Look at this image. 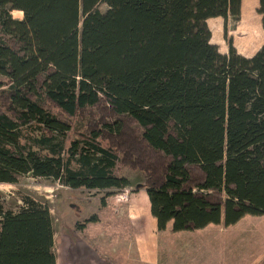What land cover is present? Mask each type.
Returning a JSON list of instances; mask_svg holds the SVG:
<instances>
[{"label": "trees", "instance_id": "trees-1", "mask_svg": "<svg viewBox=\"0 0 264 264\" xmlns=\"http://www.w3.org/2000/svg\"><path fill=\"white\" fill-rule=\"evenodd\" d=\"M239 8L0 0V183L29 174L110 195L129 184L113 173L121 163L143 174L159 231L263 215L264 44L250 58L231 43L220 54L205 23ZM23 202L12 212L0 196V264H56L49 210Z\"/></svg>", "mask_w": 264, "mask_h": 264}, {"label": "rangeland", "instance_id": "rangeland-1", "mask_svg": "<svg viewBox=\"0 0 264 264\" xmlns=\"http://www.w3.org/2000/svg\"><path fill=\"white\" fill-rule=\"evenodd\" d=\"M245 2L255 5L256 10H253L252 5L247 8V14L243 20L247 17L252 26L256 22L259 30L255 36L262 37L263 32L260 29V16L262 17V14L260 13L259 1L246 0ZM98 8L104 11L107 6L105 3H100ZM10 14L14 19H22V13L18 10H13ZM240 19L241 14L238 17L229 14L224 19L226 30L228 27L230 35L237 34L236 28ZM259 39L257 38L258 41ZM229 42L231 41L229 40L227 45ZM79 130L80 126L74 124L72 131L67 133V142L73 138V132H78ZM113 173L116 176H127L131 180L130 184L124 187L128 190L126 200L123 198L125 192L123 189L114 190V193L107 197L114 202L111 210L114 211L115 208H119L121 211V205L126 206L129 203L130 194L134 188H137V184L142 181L143 174L121 163L115 165ZM106 194V190L72 189L53 179L33 177L29 174L17 177V180L12 184L0 183V196L6 210L17 212L24 207L23 200L25 198H29L49 210L54 230L53 253L56 264H128L125 257L118 255V251L121 250L120 244L109 251L108 246H104L107 252H100L97 251L100 249L97 245L98 241L94 240L96 244H92L93 241L91 242L88 237L83 235L85 231H88L93 236L100 234L99 237L104 239L105 234H107L104 242L110 244L114 237L111 231L103 229V227L102 229H99V227L87 228L85 226L80 229L76 227L78 222L81 223L86 219V217L80 219L82 215L85 214L84 216L88 217L92 214H97V211L102 206L101 198ZM118 197H122V200H118ZM113 214L117 216L115 220L125 221L122 212H114ZM219 225V227H213L214 229L212 230L209 229L210 235L208 238L205 236L202 239L206 240L203 242L204 245H196L194 240L191 239L193 237L190 236L188 259L186 258L187 252L183 255L184 259L181 257V253H175L174 256L182 258L183 261V263L177 262L175 264H235V259L237 261L240 260L242 264H249L250 262L262 264L264 262V214L259 216L245 215L237 223L228 227L222 223ZM63 226L68 227L69 233L68 231L63 233ZM91 229H93L92 233H90ZM201 241L198 240L197 244H200ZM211 242H213V246H210ZM92 259L95 261L93 262Z\"/></svg>", "mask_w": 264, "mask_h": 264}, {"label": "crops", "instance_id": "crops-1", "mask_svg": "<svg viewBox=\"0 0 264 264\" xmlns=\"http://www.w3.org/2000/svg\"><path fill=\"white\" fill-rule=\"evenodd\" d=\"M245 1L246 0L240 1L239 16L241 14V19L239 21V25L236 28L237 32L241 31V22L247 14V8L252 5L246 3ZM252 6L253 10L255 11L256 6ZM260 19H262L261 16ZM205 23L210 32L209 43L215 45L217 47V51L220 54L228 53L229 44L227 45V43L229 40L231 41L229 43H231L236 53L246 58L252 57L264 44V29L262 26V22L261 31L263 32V35L262 37H260L259 41L252 39L250 37V34L241 35L237 33L234 35H230L229 28L227 27L226 30L225 20L221 17L208 18L206 19ZM124 177L127 178L130 184V178L127 176ZM129 199L130 201L128 204H126V206L121 205V211L119 208H115V210L112 211L111 207L113 206L114 202L105 197L104 205H102L99 208V211H97V221L86 223L83 225V227H81H99V229H102L103 227V229L105 228L108 231H111L114 237L113 241H111L110 244L104 242L107 234H105L104 239L99 237V233L98 236H93L89 234L88 231H85L83 235L85 237H88L91 242L93 241L92 244H96V241H98L97 245L98 247H100V249H98L97 251L100 252L106 251L104 249V246H108L109 251L111 248L114 249L115 246L120 244L121 250L118 251V255L122 256L123 258L125 257V259H127L128 261V264H175L177 262L183 263L182 258L184 253L187 252V259V256H189V237H193L191 239L194 240L196 245H204L203 242H205L206 240L202 239L205 236L208 238V236L210 235V233L208 232L209 229L212 230L214 229L213 227L220 226L210 224L198 230L173 232L172 222H168L165 229L159 231L156 226V220L151 216L149 212V201L145 192V188L143 186V178L142 181L137 184V188H134V190H132ZM114 212H122L125 221L115 220L117 219V216L113 214ZM84 215H82L80 219H83L85 217L87 218V216ZM92 230L93 229L90 230V233H92ZM62 231L63 233H67L68 227L63 226ZM198 240H202L200 244H197ZM212 243L213 242L210 243V246H213ZM175 253H181L182 258H176L174 256ZM92 260L93 262L95 261L94 259ZM234 263L242 264L241 261H237V259L234 260ZM249 264H253V262H250ZM262 264H264V262Z\"/></svg>", "mask_w": 264, "mask_h": 264}, {"label": "bare ground", "instance_id": "bare-ground-1", "mask_svg": "<svg viewBox=\"0 0 264 264\" xmlns=\"http://www.w3.org/2000/svg\"><path fill=\"white\" fill-rule=\"evenodd\" d=\"M250 21L247 19V17H246V19H244L243 20V22H242V25H241V31L240 32H237V33H240L241 35H245V34H250V37L252 38V39H256L257 40V38H260V36H255V35H257L258 34V27H257V23L255 22L254 24H253V26L252 25H250V23H249ZM261 29V28H260ZM259 35H260V32H259ZM254 37V38H253ZM258 41V40H257ZM256 42V41H255ZM87 264V263H86Z\"/></svg>", "mask_w": 264, "mask_h": 264}, {"label": "flooded vegetation", "instance_id": "flooded-vegetation-1", "mask_svg": "<svg viewBox=\"0 0 264 264\" xmlns=\"http://www.w3.org/2000/svg\"><path fill=\"white\" fill-rule=\"evenodd\" d=\"M240 1H241V0H240ZM258 1H259V0H258ZM259 5H260V2H259ZM20 12H21V11H20ZM21 13H22V12H21ZM261 22H262V19H261ZM143 186H144V178H143ZM144 188H145V187H144ZM122 189H123V188H122ZM122 189H119V190H122ZM88 190H89V189H88ZM119 190H118V191H119ZM106 191H107V193H108V192H112V190H106ZM110 195H112V194H110ZM110 195H107V194H106V195H104L103 198L108 197V196H110ZM92 215H95V214H92ZM90 216H91V215H90ZM90 216H88L87 218H89ZM87 218H86V219H87ZM169 222H171V221H169ZM81 223H83V222H81ZM81 223H78V224H81ZM221 223H222V222H221ZM236 223H237V222H236ZM78 224H77V225H78ZM85 224H86V223H85ZM219 224H220V223H219ZM219 224H211V225H219ZM222 224H223V223H222ZM209 225H210V224H209ZM229 226H232V225H229ZM205 227H206V226H205ZM227 227H228V226H227ZM197 230H198V229H197Z\"/></svg>", "mask_w": 264, "mask_h": 264}, {"label": "built area", "instance_id": "built-area-1", "mask_svg": "<svg viewBox=\"0 0 264 264\" xmlns=\"http://www.w3.org/2000/svg\"><path fill=\"white\" fill-rule=\"evenodd\" d=\"M125 190L124 194H123V198L126 200V198L128 197L127 193L128 190H126L125 188H123V191ZM118 200H122V197H118Z\"/></svg>", "mask_w": 264, "mask_h": 264}]
</instances>
